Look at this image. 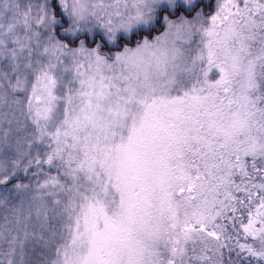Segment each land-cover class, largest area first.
<instances>
[{"label": "snow or ice", "instance_id": "snow-or-ice-1", "mask_svg": "<svg viewBox=\"0 0 264 264\" xmlns=\"http://www.w3.org/2000/svg\"><path fill=\"white\" fill-rule=\"evenodd\" d=\"M0 264H264V0H0Z\"/></svg>", "mask_w": 264, "mask_h": 264}]
</instances>
